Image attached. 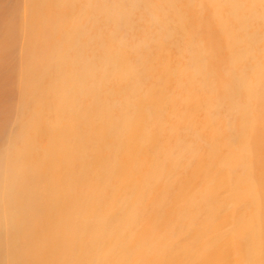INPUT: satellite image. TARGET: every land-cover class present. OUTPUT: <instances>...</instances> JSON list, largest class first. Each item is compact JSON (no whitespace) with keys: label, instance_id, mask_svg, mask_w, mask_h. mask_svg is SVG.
I'll return each instance as SVG.
<instances>
[{"label":"bare ground","instance_id":"6f19581e","mask_svg":"<svg viewBox=\"0 0 264 264\" xmlns=\"http://www.w3.org/2000/svg\"><path fill=\"white\" fill-rule=\"evenodd\" d=\"M0 264H264V0H0Z\"/></svg>","mask_w":264,"mask_h":264}]
</instances>
